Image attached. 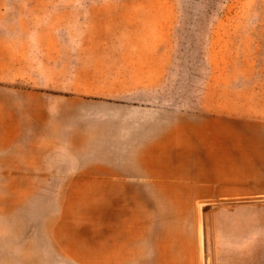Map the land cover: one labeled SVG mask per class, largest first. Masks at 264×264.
<instances>
[{"label": "rangeland", "instance_id": "374dc122", "mask_svg": "<svg viewBox=\"0 0 264 264\" xmlns=\"http://www.w3.org/2000/svg\"><path fill=\"white\" fill-rule=\"evenodd\" d=\"M210 20L186 0H0V264H163L135 223L182 192L141 173L188 145L189 121L263 173L264 0ZM205 204L220 264L222 206Z\"/></svg>", "mask_w": 264, "mask_h": 264}, {"label": "crops", "instance_id": "0c3cea01", "mask_svg": "<svg viewBox=\"0 0 264 264\" xmlns=\"http://www.w3.org/2000/svg\"><path fill=\"white\" fill-rule=\"evenodd\" d=\"M188 124V145L164 158L166 162L156 174L141 173L142 180L159 192L169 188L182 193L181 199L168 202L160 215L135 223L136 247L145 254L149 240L151 254L158 260L165 258L163 264H195L200 246V263L208 264L203 216L210 206L205 203H221L220 264H264L263 163L257 158L246 162L245 142L241 145L225 140L230 137L199 135L198 121ZM250 150L254 152L255 147ZM0 151L5 152V147L0 145ZM197 205H201L199 229Z\"/></svg>", "mask_w": 264, "mask_h": 264}, {"label": "trees", "instance_id": "16d2710c", "mask_svg": "<svg viewBox=\"0 0 264 264\" xmlns=\"http://www.w3.org/2000/svg\"><path fill=\"white\" fill-rule=\"evenodd\" d=\"M193 5L205 6V12L210 17V21L214 22V19L221 13L222 7L228 0H186ZM204 3V4H203Z\"/></svg>", "mask_w": 264, "mask_h": 264}, {"label": "bare ground", "instance_id": "6f19581e", "mask_svg": "<svg viewBox=\"0 0 264 264\" xmlns=\"http://www.w3.org/2000/svg\"><path fill=\"white\" fill-rule=\"evenodd\" d=\"M201 235V234H200ZM200 238H202V237H200ZM202 244V243H201Z\"/></svg>", "mask_w": 264, "mask_h": 264}]
</instances>
